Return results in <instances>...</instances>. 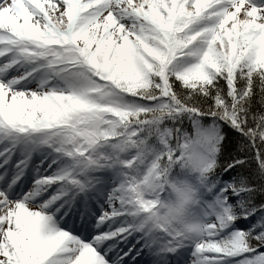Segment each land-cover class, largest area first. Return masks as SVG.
I'll use <instances>...</instances> for the list:
<instances>
[{
    "label": "rangeland",
    "instance_id": "obj_1",
    "mask_svg": "<svg viewBox=\"0 0 264 264\" xmlns=\"http://www.w3.org/2000/svg\"><path fill=\"white\" fill-rule=\"evenodd\" d=\"M79 5L84 14L73 39L68 28L79 14ZM174 5L170 0H12L2 5L11 13L3 18L0 13V42L5 49L17 50L12 55L16 58L9 59L10 63L14 59L20 60L12 79H23V83L12 90L0 84V202H4L0 206V264H63L61 258L64 264H109V259L101 254L106 253L110 258L113 252L116 254L124 249L125 259L117 264H129L133 260H145L141 258L144 250L148 253L154 245L148 246L141 237L148 239L151 236L152 239L155 235L172 248L181 242L178 254L165 259L169 264L237 262L227 256L224 243L214 238L219 221L211 214L205 200L196 201L190 218L181 217L183 203L189 202L191 186L182 189L179 202H173L169 192L162 196V188L152 186L150 182H146L145 188H139L121 181L119 172L111 167L94 168L88 158L63 159L64 150L76 157L73 145L60 139L58 130L66 126H60L62 123L49 126L38 120L40 103L48 99L67 103L78 91L76 105L90 117L98 99L89 89H77L66 71L61 76L52 74L53 67H40L41 61L54 60L55 67L62 71L69 65V60L75 61L71 64L78 61L90 64L93 53L103 56L106 61L122 57L129 70L127 72L125 64H114L116 71L137 77L132 69L138 67L139 73L143 67L148 69L147 53L152 48L146 46L150 40L147 30H150V21L155 19L161 23L162 30H173L191 40L181 52L185 55L174 62L182 67L179 70L182 74L204 78L206 64L216 73L225 70L226 65L230 66L232 57L235 58L233 61H240L242 55H248L251 63L264 60V0H189L188 3L184 0L178 3L176 20L169 16ZM197 39L204 43L200 51L199 45H195ZM233 39H237L238 49L231 43ZM77 44L90 53L80 54L82 58L78 61L73 52ZM139 48H142L141 52L136 55ZM167 51L161 49L157 53L169 66L174 55H168ZM200 56L204 63L201 59L197 62ZM187 60L189 64L185 65ZM193 62L196 63L191 65ZM88 86L93 84L88 82ZM201 135L205 137L204 132ZM193 139L190 138L186 148L189 157L194 159L198 147L193 144ZM56 141L58 147L53 150ZM21 152L24 153L22 159L19 157ZM70 163H77V171L73 173L77 181L91 189L85 196H78L77 190L70 187L71 178L66 177H74L69 175L73 171ZM26 168L30 172L24 177V185L33 179L37 184L27 192L19 190L23 185L18 182L21 170ZM33 172L36 173L33 175ZM10 187L19 192L16 195L13 191L8 193ZM143 190L150 191L154 199L144 201L145 206L141 205L145 210L140 212V205H135L133 196ZM41 200L48 210L37 207ZM2 210L8 213L3 216ZM55 212L61 218L60 223L56 221ZM158 215L175 226V229H169L173 237L164 232V235L159 234L156 229L159 225L154 221ZM134 220L138 222L136 225ZM56 230L61 240L60 248L67 249L63 255L52 253L58 239L50 237ZM135 230L138 232L134 233ZM3 244L7 251L3 250ZM133 253L135 255L131 257ZM188 253L193 256L192 261L188 259ZM245 260L240 258L238 261L245 264Z\"/></svg>",
    "mask_w": 264,
    "mask_h": 264
},
{
    "label": "trees",
    "instance_id": "obj_2",
    "mask_svg": "<svg viewBox=\"0 0 264 264\" xmlns=\"http://www.w3.org/2000/svg\"><path fill=\"white\" fill-rule=\"evenodd\" d=\"M147 31L148 69H132L137 77L116 71L114 64L129 70L122 57L106 61L93 53L85 65L73 50L78 62L69 60L62 71L54 60L41 61L40 67L50 65V72L60 76L66 71L77 89H89L98 99L91 117L77 107L78 91L67 103L48 99L40 103L38 120L54 127L62 123L66 127L58 131L75 148L74 159L111 167L129 185L145 188L150 182L162 188V196L169 192L173 202L191 186L181 217L190 218L196 201L205 200L219 221L214 238L224 243L227 256L235 264H243L240 258L245 264H264V60L232 57L225 70L213 73L206 64L204 78L188 76L174 62L191 40L172 31L176 39L167 54L174 59L167 66L157 52L165 51L169 34L153 26ZM231 43L238 49L237 39ZM203 44L195 41L198 51ZM193 137L194 159L186 148ZM135 196L141 202L154 199L144 190ZM159 222L168 228L169 222Z\"/></svg>",
    "mask_w": 264,
    "mask_h": 264
},
{
    "label": "bare ground",
    "instance_id": "obj_3",
    "mask_svg": "<svg viewBox=\"0 0 264 264\" xmlns=\"http://www.w3.org/2000/svg\"><path fill=\"white\" fill-rule=\"evenodd\" d=\"M12 2V0H0V13H1V16H2V18L5 16V15H8V14H10L11 12H10V10H5V9H3L2 8V5L6 2V3H8V2ZM55 1H57V0H55ZM121 1H123V0H121ZM252 1H254V0H252ZM95 10V9H94ZM25 18H26V16H24ZM111 24H112V26H114L115 27V22L112 20V22H111ZM13 53H14V51L12 50V49H5V47L3 48L2 47V43L0 42V66L1 65H3V64H6V63H8L10 60V57H11V59H12V55H13ZM15 57V56H14ZM13 57V58H14ZM16 58V57H15ZM14 68H15V65H12V64H7L6 65V67H3V68H0V76H4V77H10V76H12V75H15L16 73L15 72H13V70H14ZM6 152V151H5ZM24 177H22L21 176V178H19L18 179V182H19V184L20 183H22V179H23ZM2 186L5 188V187H7V185L6 184H2ZM29 186H30V183L27 185V186H23L24 188H25V192H27V189L29 188ZM20 186H19V190H20ZM19 190L17 189V190H13L12 189V187H10V189H9V191H8V193L10 192V191H13V193L15 194V193H17V192H19ZM36 189H34V191H35ZM22 191H24V190H22ZM104 192L106 191V190H103ZM35 192H37V191H35ZM16 195V194H15ZM14 195V196H15ZM34 196H38V194H36L35 195V193L33 194ZM32 195V196H33ZM15 197H17V196H15ZM4 204V202H0V206L1 205H3ZM5 204H6V202H5ZM8 213V211H5V210H2V213H1V215H3V216H5L6 214ZM59 236H58V232H57V230L56 231H54L53 232V234L51 235V237H50V239H52V238H56V239H58V242H55V244L53 245V248H52V253L53 254H59V255H63V254H65V253H67V249L66 248H60V246H59V244L58 243H60L61 242V240L58 238ZM59 240H60V242H59ZM11 240L9 239V242H10ZM2 248H3V250L4 251H7V247H6V245L5 244H3L2 245ZM125 252H126V249H124V250H122V251H118L116 254H115V252H113L112 253V255L110 256V258H109V256H108V254H106V253H102L101 254V257H103V258H108L109 260H108V262H109V264H117V261H119L120 263H121V261L123 260V258L125 259V256H126V254H125ZM114 255H116L114 258H113V256ZM135 254L133 253L132 254V256L131 257H133ZM192 255L190 254V253H188V259L190 260V261H192ZM61 260V263H63L64 264V259H60ZM193 264V263H192Z\"/></svg>",
    "mask_w": 264,
    "mask_h": 264
}]
</instances>
